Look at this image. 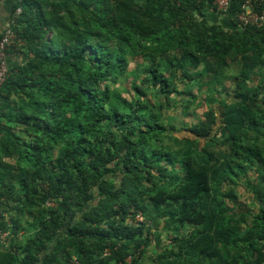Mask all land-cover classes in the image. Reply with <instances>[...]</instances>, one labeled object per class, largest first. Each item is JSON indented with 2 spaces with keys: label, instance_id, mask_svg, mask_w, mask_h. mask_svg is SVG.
I'll use <instances>...</instances> for the list:
<instances>
[{
  "label": "trees",
  "instance_id": "16d2710c",
  "mask_svg": "<svg viewBox=\"0 0 264 264\" xmlns=\"http://www.w3.org/2000/svg\"><path fill=\"white\" fill-rule=\"evenodd\" d=\"M215 1L12 0L0 264H264V0Z\"/></svg>",
  "mask_w": 264,
  "mask_h": 264
},
{
  "label": "built area",
  "instance_id": "2783aa9c",
  "mask_svg": "<svg viewBox=\"0 0 264 264\" xmlns=\"http://www.w3.org/2000/svg\"><path fill=\"white\" fill-rule=\"evenodd\" d=\"M214 4L221 12H227L230 9L231 0H216ZM243 12L239 16V22L243 26L256 25L258 27L264 26V9L262 11H256L250 1H247L243 6ZM22 13V8L18 7L14 13V17L11 20V24H14L16 18ZM17 39V35L9 26L5 31L0 33V85L4 78L9 73V54L8 49ZM141 218V219H140ZM139 221H142V216H138ZM10 233L8 231L0 230V245L7 246L9 243ZM74 264H78L74 262Z\"/></svg>",
  "mask_w": 264,
  "mask_h": 264
},
{
  "label": "rangeland",
  "instance_id": "374dc122",
  "mask_svg": "<svg viewBox=\"0 0 264 264\" xmlns=\"http://www.w3.org/2000/svg\"><path fill=\"white\" fill-rule=\"evenodd\" d=\"M221 19H223V17H220V18L218 17L217 21H221ZM223 23H225V19H224ZM229 62H230V66H229V68H227V72L230 75H235V72L238 71L240 68L239 62L237 59L234 61H232L230 59ZM137 63L143 64L144 61L142 59H139L138 61H134L131 64V67L128 71V75L130 77H132L133 75L136 74L135 66ZM251 79L252 80L247 82V85H249L252 88L257 83L258 77L253 76ZM129 82H130V80H124L122 83H120V85H118L116 87L123 90V89H125L124 87H130ZM230 84H232V83L229 82L228 86H230ZM231 86H233V88H234L236 85L234 86V84H232ZM124 91L125 90H123V93H124ZM124 94L128 95V93H124ZM202 112H203V109H201V108L196 109L195 106L191 107V109L187 113L186 112L184 113L181 108L180 109H174L173 107H169V109H167L165 111V114H166L167 121H170L171 124L175 125V128H178V130H181V129L183 130V128L185 126L196 124L198 122L199 117L202 115ZM183 133H185V132H183ZM240 191L241 190H239V192ZM246 197H247V194L243 197V199H245ZM159 233H160V235H162L161 240H165L166 238H169V236L166 232H162V230H160Z\"/></svg>",
  "mask_w": 264,
  "mask_h": 264
},
{
  "label": "crops",
  "instance_id": "0c3cea01",
  "mask_svg": "<svg viewBox=\"0 0 264 264\" xmlns=\"http://www.w3.org/2000/svg\"><path fill=\"white\" fill-rule=\"evenodd\" d=\"M12 0H0V30L3 31L6 27L9 26L11 21L12 9H13ZM221 13L214 12V17H222ZM22 55H13L10 59V64L13 66L14 64L22 62Z\"/></svg>",
  "mask_w": 264,
  "mask_h": 264
}]
</instances>
